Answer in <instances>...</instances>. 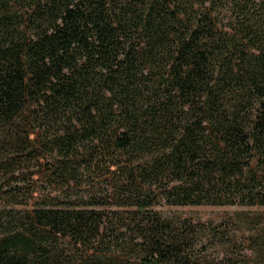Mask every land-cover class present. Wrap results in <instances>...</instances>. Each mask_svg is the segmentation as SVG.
Segmentation results:
<instances>
[{"label": "trees", "instance_id": "obj_1", "mask_svg": "<svg viewBox=\"0 0 264 264\" xmlns=\"http://www.w3.org/2000/svg\"><path fill=\"white\" fill-rule=\"evenodd\" d=\"M158 204L264 207V0H0V264H204Z\"/></svg>", "mask_w": 264, "mask_h": 264}, {"label": "rangeland", "instance_id": "obj_2", "mask_svg": "<svg viewBox=\"0 0 264 264\" xmlns=\"http://www.w3.org/2000/svg\"><path fill=\"white\" fill-rule=\"evenodd\" d=\"M113 209L115 206L99 208L107 216ZM156 210L167 220L187 219L195 224H205L208 228L220 229L219 235L210 239L207 251L203 253L204 264H231L235 261L263 263L264 207L158 204ZM67 250L69 256L72 253L73 262L82 260V254L73 253L70 247Z\"/></svg>", "mask_w": 264, "mask_h": 264}]
</instances>
